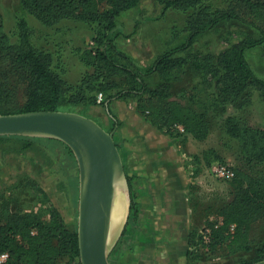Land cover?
I'll use <instances>...</instances> for the list:
<instances>
[{
	"label": "trees",
	"instance_id": "obj_1",
	"mask_svg": "<svg viewBox=\"0 0 264 264\" xmlns=\"http://www.w3.org/2000/svg\"><path fill=\"white\" fill-rule=\"evenodd\" d=\"M19 1L22 12L45 26L77 19L94 27L95 35L92 47L78 50V59L88 70L77 85L70 86L55 70L52 56L30 44L25 20L18 21L17 32L5 31L0 0V114L95 105L96 95L103 93L106 101L133 99L138 111L146 113V121L169 134L180 125L193 138L203 139L209 130L206 112L198 113L181 104L175 98L178 89L170 84V79L174 80L184 68L199 73L202 81L213 89L212 104L216 107L220 104L222 111L226 106L238 112L246 110L252 89L264 95V79L255 73L247 58L248 51L264 47V0H237L240 6H245L248 19L242 18L236 9L210 12L206 0H156L165 8L174 7L186 13L189 31L183 43L159 54L145 70L134 67L118 47L116 38L110 36L118 19L138 7L141 0ZM231 20L244 22L250 33L217 54L196 52L188 58L176 56L177 52L188 50L201 34ZM152 74L159 75L162 82L151 88L145 78ZM16 89L24 91L23 104L16 109L5 108ZM143 96H148L146 101ZM223 129L236 142L237 158L242 165L231 169L229 184L233 198L219 209L217 215L222 222L216 228L211 225L210 242L206 245L211 251L222 250L227 256L239 257V264H252L264 260V239L255 243L250 237L253 221L264 218V128L249 126L232 115L223 122ZM57 147H61L69 164L67 171H77L72 152L59 141L0 137L2 153L20 156L32 152L40 162L41 157H56L52 148ZM69 185L75 200L77 178ZM45 213L46 216L0 211V254L8 255L2 264H80L76 225L68 224L53 207ZM195 236L203 245L202 234L191 232L188 239Z\"/></svg>",
	"mask_w": 264,
	"mask_h": 264
},
{
	"label": "rangeland",
	"instance_id": "obj_2",
	"mask_svg": "<svg viewBox=\"0 0 264 264\" xmlns=\"http://www.w3.org/2000/svg\"><path fill=\"white\" fill-rule=\"evenodd\" d=\"M1 3L5 31L9 34L17 32L18 21L25 20L30 44L52 56L55 70L68 85H77L88 70L80 63L78 50L93 46L95 28L77 19L45 26L34 16L22 12L19 0H2ZM205 3L210 12L236 9L244 16L242 18L248 19L245 6H240L237 0H206ZM188 31L186 13L174 7L165 8L156 0H141L138 7L118 19L117 28L110 36L116 38L118 47L130 58L134 67L145 70L159 54L183 43ZM249 33V27L242 21L223 22L198 36L188 50L177 52L176 56L188 58L196 52L217 54ZM247 58L255 73L264 79V47L248 51ZM175 79H170L173 89H178L175 91V98L195 112H206L208 134L203 139H195L184 130L181 131L182 126L173 127L171 134L181 141L183 149L182 207L177 206L173 213L158 210L157 218L144 219L143 215L146 216L147 213L140 212L139 203L136 197L133 200L130 192L128 221L110 254V264L240 263L239 257L227 256L222 250L211 251L207 246L210 242L208 234L212 230L211 225L214 224L213 227L216 228L222 222V218L217 215L219 209L233 198L229 184L233 173L231 169L242 165L237 158V144L225 135L223 122L229 116L236 115L249 126L264 128V95L260 90L252 89L246 110L238 112L231 106H226L222 111L220 104L217 107L212 104L213 89L202 81L197 71L186 67ZM145 80L151 88L162 82L157 74L149 75ZM147 97L143 96V100L146 101ZM24 99L23 89H16L12 101L5 108H19ZM137 106L133 99H112L105 100L100 105L95 100V105H68L60 110L78 113L97 124L100 116H106L110 119V125L106 129L99 125L107 132H113L114 138L115 128L120 124L118 120L125 125L133 122L134 114L146 118V113L142 115ZM123 113L128 115L125 120ZM116 146L118 148V143ZM60 148H52L55 153L49 148L56 157H41L42 162L32 152L19 156L5 154L0 150V211L32 212L46 216L48 208L53 207L68 224H77L78 172L67 171L69 164ZM123 158L126 160L127 171L121 156L126 176L129 181L134 182L127 156L123 154ZM218 165L227 166V178L216 177L214 167ZM76 178L77 194L73 200L69 182ZM167 208L174 210V204H168ZM251 225V240L256 243L257 240L264 239V218L253 221ZM191 232L203 235L204 246L197 242L196 236L189 238L191 243L188 242ZM138 236L146 239L154 237L155 250L152 249L153 245Z\"/></svg>",
	"mask_w": 264,
	"mask_h": 264
},
{
	"label": "water",
	"instance_id": "obj_3",
	"mask_svg": "<svg viewBox=\"0 0 264 264\" xmlns=\"http://www.w3.org/2000/svg\"><path fill=\"white\" fill-rule=\"evenodd\" d=\"M63 143L78 172L77 241L80 264H110L131 206L129 182L113 132L70 111L0 114V137ZM264 264V260L252 263Z\"/></svg>",
	"mask_w": 264,
	"mask_h": 264
},
{
	"label": "crops",
	"instance_id": "obj_4",
	"mask_svg": "<svg viewBox=\"0 0 264 264\" xmlns=\"http://www.w3.org/2000/svg\"><path fill=\"white\" fill-rule=\"evenodd\" d=\"M134 115L132 123L124 125L118 120L120 124L115 128L114 140L119 145L126 171L123 154L127 156V164H130L132 170L130 175L134 176V182L130 181L133 200L136 197L140 212L147 213L146 216L143 215L144 219L157 218L158 210L173 213L177 206L182 207L184 191L182 143L173 134ZM123 116L125 120L128 115L123 113ZM98 123L106 129L110 125V119L100 116ZM172 203L174 210L170 211L167 207ZM138 237L153 245L152 249L155 250L154 237L147 239L143 236Z\"/></svg>",
	"mask_w": 264,
	"mask_h": 264
},
{
	"label": "built area",
	"instance_id": "obj_5",
	"mask_svg": "<svg viewBox=\"0 0 264 264\" xmlns=\"http://www.w3.org/2000/svg\"><path fill=\"white\" fill-rule=\"evenodd\" d=\"M96 102L98 105L103 104L105 102V96L103 93H98L96 95ZM181 131H183L182 128H180ZM214 173L217 178L219 179H225L229 176V171L227 170V166L218 165L214 167ZM233 229V226H232ZM8 255L6 253L0 254V264L4 263L7 259Z\"/></svg>",
	"mask_w": 264,
	"mask_h": 264
}]
</instances>
